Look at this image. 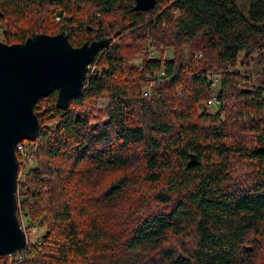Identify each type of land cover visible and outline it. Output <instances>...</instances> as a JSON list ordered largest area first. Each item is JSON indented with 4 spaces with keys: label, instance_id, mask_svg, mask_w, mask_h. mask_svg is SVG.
I'll return each mask as SVG.
<instances>
[{
    "label": "trees",
    "instance_id": "trees-1",
    "mask_svg": "<svg viewBox=\"0 0 264 264\" xmlns=\"http://www.w3.org/2000/svg\"><path fill=\"white\" fill-rule=\"evenodd\" d=\"M0 31L112 37L67 108L35 104L17 212L46 233L0 264H264V0H0Z\"/></svg>",
    "mask_w": 264,
    "mask_h": 264
},
{
    "label": "water",
    "instance_id": "water-1",
    "mask_svg": "<svg viewBox=\"0 0 264 264\" xmlns=\"http://www.w3.org/2000/svg\"><path fill=\"white\" fill-rule=\"evenodd\" d=\"M156 3L135 0V8L148 10ZM111 40L104 36L74 46L67 31L35 32L20 43L0 40V255H13L28 244L17 213L16 146L23 139L35 141L43 130L35 104L57 91V105L67 108L82 93L92 61ZM191 159L197 161L194 154Z\"/></svg>",
    "mask_w": 264,
    "mask_h": 264
},
{
    "label": "rangeland",
    "instance_id": "rangeland-1",
    "mask_svg": "<svg viewBox=\"0 0 264 264\" xmlns=\"http://www.w3.org/2000/svg\"><path fill=\"white\" fill-rule=\"evenodd\" d=\"M60 19V17L59 16H56V21H58ZM0 40H3V36H2V34H1V31H0ZM111 42H112V40H111ZM172 53H173V51H172V49H168L167 50V55H172ZM92 62H94V60L92 61ZM92 64V71H94L95 69H96V65H95V63H91ZM253 67L256 69V70H262L263 68H264V63H262V62H258V63H256L255 65H253ZM90 68H89V70H90ZM89 72V71H88ZM90 73V72H89ZM88 74V73H87ZM91 74H92V72H91ZM109 104V100L107 99V98H100L98 101H97V108H105L107 105ZM48 103L47 102H45L43 105H42V110H44V109H46L48 106ZM203 106L204 107H206V109L209 111V112H215V111H217V109H218V104H210V105H205V104H201L200 105V110H202L203 109ZM106 120V119H105ZM48 125H51V122H48V123H45L44 124V126H48ZM92 125H96V122H92ZM45 129H47V128H45ZM37 140V139H36ZM35 140V141H36ZM36 147L38 148V145H37V141H36ZM37 151V150H36ZM36 151H35V153H36ZM34 165H36V162L35 161H33L32 163H29V161H28V164H25V165H23V166H20L19 167V170H18V180H24V179H26L27 178V176H28V173H29V170L31 169V167H33ZM119 173H123L122 171H117V172H115V173H111V175L112 176H116V175H118ZM108 183V182H107ZM104 184H106V183H104ZM67 191H68V195H70L71 197H73V196H75V192H74V185L73 184H71V185H68L67 186ZM100 192V191H99ZM99 192H95V194L96 195H98L99 194ZM79 195L81 196V197H83L84 196V199H86L87 200V194L85 195V193H84V191H79ZM19 196V194H18V192H17V197ZM85 200V201H86ZM18 201H19V198H18ZM19 204V203H18ZM18 213V212H17ZM19 216V221H20V223H21V225L23 226V228L25 229V232L27 233L26 234V236H27V239H28V243L29 242H32V241H35V240H37V239H40L41 238V236H43L45 233H46V228L45 227H39V225L37 224V225H33L32 223H30V222H27L26 220H27V218H26V216L25 215H23V213L21 212V215H18ZM22 219V220H21Z\"/></svg>",
    "mask_w": 264,
    "mask_h": 264
},
{
    "label": "built area",
    "instance_id": "built-area-1",
    "mask_svg": "<svg viewBox=\"0 0 264 264\" xmlns=\"http://www.w3.org/2000/svg\"><path fill=\"white\" fill-rule=\"evenodd\" d=\"M90 67L92 68V64L90 65ZM214 79L218 80V77L216 74L214 75ZM216 102H217L216 96L212 95L208 103L213 104ZM35 144H36V141H29L28 139H23L18 142L16 146V150H17L16 153L20 160L19 167L25 164H28V161L29 163H32L34 161V154H35V151L37 150V147Z\"/></svg>",
    "mask_w": 264,
    "mask_h": 264
},
{
    "label": "bare ground",
    "instance_id": "bare-ground-1",
    "mask_svg": "<svg viewBox=\"0 0 264 264\" xmlns=\"http://www.w3.org/2000/svg\"><path fill=\"white\" fill-rule=\"evenodd\" d=\"M212 79V78H211ZM215 80V79H214ZM212 96V95H211Z\"/></svg>",
    "mask_w": 264,
    "mask_h": 264
}]
</instances>
